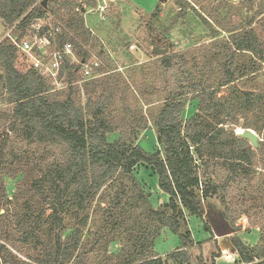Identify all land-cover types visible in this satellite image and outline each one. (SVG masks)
Here are the masks:
<instances>
[{
	"label": "trees",
	"instance_id": "trees-1",
	"mask_svg": "<svg viewBox=\"0 0 264 264\" xmlns=\"http://www.w3.org/2000/svg\"><path fill=\"white\" fill-rule=\"evenodd\" d=\"M256 1L242 0V5L252 6ZM36 2L0 0V20L8 27L16 25L13 34L19 40L30 31L33 20H48L51 16L62 24L60 30L52 20L50 40L55 49L68 44L77 57L88 60L84 46L90 32L82 13L64 20L57 0H47L45 7L35 6ZM176 2L183 11H194L188 2ZM263 13L264 3L245 24L242 19L230 24L228 13L212 17L213 25L199 15L213 39L219 30L230 37L213 43L206 61L196 65L195 73L187 69L186 53L160 57L156 65L179 71L181 81L173 91L163 92L157 100V112L149 118L127 103L129 85L125 83L123 89L113 79H91L85 85V107L72 90L60 98L61 93L52 92L46 76L22 51L10 41L0 43V95L10 107L0 112L1 122L34 150L10 151L17 168L3 169L5 145L0 147V206L4 204L0 214V264H83L86 255L107 250L117 242L121 243L118 252H107L109 264H163L154 252L155 240L163 228L180 234L182 242L181 247L165 256L166 260L191 264L190 249L200 245L190 237L187 217L196 216L202 221L203 203L214 197L225 205L224 220L234 226L225 197L230 198L235 183L244 181L254 180L255 186L253 193L242 199L248 204L242 213L263 228L264 37L253 27ZM224 19L228 27L222 25ZM47 31L49 28L43 27L40 34ZM149 33H155L153 27ZM63 71L71 84L79 66L65 58L59 78ZM95 73L103 75L106 71L100 66ZM101 87L104 90L99 94ZM119 92L121 116L125 117L117 124L120 116H113L109 110ZM95 94L92 99L90 95ZM190 101L198 102L197 110L185 120V105ZM240 124L261 136L256 149L233 129H227L228 125ZM150 128L158 147L154 152H146L137 144L140 134ZM25 157L29 158L30 171L37 174L27 192L18 189V193L23 191V201L11 211L4 200L2 177L16 178L25 171ZM139 165L157 176L159 189L168 197V202L157 209L150 205L149 195L134 176ZM218 172L225 173L223 180L216 177ZM234 200L240 204L236 197ZM103 202L106 205L102 206ZM96 209L104 218L97 222L98 231L90 233ZM87 235L94 238L88 241ZM230 242L239 262L264 264L262 235L261 244L255 247L244 245L238 237ZM216 257L211 256V264Z\"/></svg>",
	"mask_w": 264,
	"mask_h": 264
},
{
	"label": "rangeland",
	"instance_id": "rangeland-1",
	"mask_svg": "<svg viewBox=\"0 0 264 264\" xmlns=\"http://www.w3.org/2000/svg\"><path fill=\"white\" fill-rule=\"evenodd\" d=\"M57 1L59 15L64 20L66 16L73 15L75 17L78 12L82 13L84 26L90 32V39L84 46V49L88 51L89 59L97 60L106 71L103 75H98L100 81L103 79H113L112 81L116 80L121 88L124 87L125 83L128 84L127 103L132 109L139 111L140 115L144 118H149L151 113H156L160 106L157 100L164 95L163 92L166 94V91H173L175 85L181 81L178 75L179 71L175 69L167 71L161 66L156 65L160 57L153 55L152 49L154 47L157 46L163 49L168 44V54L183 53L185 56L186 53L187 69H192L195 73L196 65H202L206 61L205 56L206 58L208 57L207 52L213 47V43L222 39L226 40L230 37L228 33H224L218 29L219 35L216 39H213L208 26L204 25L198 16L200 15L211 22L212 17H216L218 14L225 16V13H228L230 18L227 20H229L230 24H237L240 19H242L241 23L245 24V21L249 20L254 13H257L260 6L264 3L263 0H257L252 6H243L242 0H184L194 9V11L188 10L185 12L179 8L176 0H166L165 3H160L159 0H112L108 3L106 13L99 16L96 10L101 0ZM91 1L93 2L92 6L89 5ZM63 2L68 4L63 5ZM80 6L81 8H79ZM73 7L75 8L73 9ZM184 14L185 16H183ZM52 20L54 25L59 26L60 30H62V24L51 16L45 23H42V27L50 26L53 28ZM227 23L226 19L222 20V25H227ZM7 27L0 20V38L5 33ZM151 27L155 30V33L152 35L149 33ZM253 27L263 38L264 13L255 19ZM29 37L27 36V38ZM29 40L31 41L30 38ZM81 45H83L82 42ZM55 51V46L52 44L47 53ZM49 60V57H43L44 64H47ZM42 73L50 82L53 88L52 92L61 93L60 98H63L72 90L81 106L85 107L87 99L85 85L89 84L90 80L85 79L80 72L77 71L75 79L71 84L65 71L61 73V78L57 82L50 79L46 71H42ZM119 80L123 82L121 81L120 83ZM103 90L102 87L98 88L97 93L101 94ZM96 95H90V97L93 99ZM121 95V92L116 95V99L109 110L113 116H120L115 121L117 124L120 123V119L125 117L121 116L123 115ZM148 103L153 104L148 105ZM197 104V101L186 103L183 113L185 120L194 115L197 110ZM9 108V106H6L2 108L1 112ZM126 119L129 118L126 117ZM240 123H242V120ZM236 126L238 125H228L227 129H233L235 133L246 130L241 128V124L238 127ZM8 129L7 124L2 125L0 118V147L3 144L5 145L3 158L1 159L2 164L5 166L2 167L3 169H8L9 167L17 168V162L12 161L10 151L21 152L23 150L30 153L34 151ZM115 135H110V139H114ZM260 141L261 136L258 137V143ZM137 144L146 152H154L158 149L154 131H151V128L140 134ZM253 149L255 148L253 147ZM25 162L28 164L26 172L22 171L16 178L12 176L2 177L4 200L9 202L7 208L11 209V211L15 205H19L20 201H23L21 198L23 191H19L18 193V189L22 187V190L27 192L30 182L37 174L35 171H30L29 158L25 157ZM216 174V177L221 180L225 177V173L223 172ZM134 176L143 187L144 193L149 195L148 201L154 209L168 202V197L158 187L157 176L149 168L142 165L137 166ZM254 186V180L249 183L245 181L239 184L235 183L233 189L228 194L230 198L228 196L225 197L226 201L228 200L230 204L231 212H233L234 226L230 227L227 221L224 220L225 205H221L219 200L214 197L203 203V222L196 216L187 217V230L190 233V237L195 244L198 243L200 245V247L190 249V255L192 256L191 264H211V256L213 254L217 256L214 264H242L239 262L237 251H234L231 255L228 252L231 249L232 251L233 249L235 250V248L227 243L225 236H229L227 238L229 243H231V238L238 237L248 247H255L259 242L260 235L264 237V227L261 228V226L255 225L247 215L242 213L248 207V204L242 199L253 193ZM235 197L240 204L234 202ZM104 205H106L105 202H103L102 206ZM3 206L4 204L2 203L0 214L4 212ZM102 217L104 218L101 212H98L96 209L92 215L93 223L90 225V233L98 231L97 226L99 223L97 224V222ZM203 223L207 224L212 234L205 229ZM229 231H233V234H228ZM216 235L221 237V245L213 242L212 239ZM89 237L90 240L88 241L94 238L93 235H87L86 239ZM116 244L119 247L121 246L119 242ZM260 244L261 242H259ZM181 245L180 234L174 233L168 228H163L155 240L154 252L155 254L164 256V254L174 252ZM113 250L114 246L110 245L107 250L104 249L98 253L88 254L84 257L86 260H84L83 264H109L110 260L108 259L109 255L107 252L111 254ZM161 260L163 264H173L171 261L166 260V257H162Z\"/></svg>",
	"mask_w": 264,
	"mask_h": 264
},
{
	"label": "built area",
	"instance_id": "built-area-1",
	"mask_svg": "<svg viewBox=\"0 0 264 264\" xmlns=\"http://www.w3.org/2000/svg\"><path fill=\"white\" fill-rule=\"evenodd\" d=\"M42 1L43 0H37L35 6L41 5ZM111 1L112 0L100 1L96 10L99 13V16L106 13V11L108 10V3ZM81 11H83V9H81ZM46 21L47 19L33 20L29 28L30 31L26 36L19 40L13 34L16 25L7 27L5 33L0 38V43L5 40L10 41V43L16 46L20 51H22L31 62H34L33 64L36 68H38V70L40 69L42 71H46L50 79H53L55 82H57L59 79L60 69L65 62V58L70 59L73 64L79 66V72L85 79L91 80L97 78L98 75H96L95 72L100 67V63L97 60L80 59L74 54L73 49L70 45H64L61 49L56 50L53 53H47L52 45L50 38L52 37L51 32L53 28L48 26V28H50V31L40 34V31L43 28L42 23H45ZM55 32H58V28L55 29ZM27 36H30L29 38L31 39V41L29 40V38H27ZM45 56L49 57L50 59L47 64H44L43 61V57ZM6 106L9 105L5 104V102L2 100V96L0 95V112L2 108H5Z\"/></svg>",
	"mask_w": 264,
	"mask_h": 264
},
{
	"label": "water",
	"instance_id": "water-1",
	"mask_svg": "<svg viewBox=\"0 0 264 264\" xmlns=\"http://www.w3.org/2000/svg\"><path fill=\"white\" fill-rule=\"evenodd\" d=\"M159 1L161 3L166 2V0H159ZM46 4H47V0H43L41 2V5L43 7H45ZM168 50H169L168 44H166V46L163 49H160L157 46L154 47L152 49V53H153V55H155L157 57H162V56H165V55L168 54ZM236 135L239 136L240 138H243V139L247 140L250 143V145L252 147H254L255 149L258 147V137L255 134V132L252 131L251 129L242 130V132L236 133ZM223 222H225V221L223 220ZM228 233H233V232L232 231H229Z\"/></svg>",
	"mask_w": 264,
	"mask_h": 264
},
{
	"label": "crops",
	"instance_id": "crops-1",
	"mask_svg": "<svg viewBox=\"0 0 264 264\" xmlns=\"http://www.w3.org/2000/svg\"><path fill=\"white\" fill-rule=\"evenodd\" d=\"M167 196V195H166ZM229 234V233H228ZM233 234V233H232ZM226 237V241H227V243L230 245L231 243H229V241H228V237L227 236H225ZM221 237L220 236H215L212 240H213V242H216V243H218L219 245H221V241L220 240H222V239H220ZM110 245H113L114 246V250L113 251H111V254H116L117 252H118V250H119V246L116 244V243H112V244H110ZM110 245H109V247H110ZM234 248V247H233ZM234 251H236V250H234L233 249V251H232V249L230 250V251H228V252H230V255L232 254V253H234ZM223 253V252H222ZM236 253V252H235ZM166 255H168V254H164V256H162V255H159V254H157V256H159V257H165ZM243 264V263H242Z\"/></svg>",
	"mask_w": 264,
	"mask_h": 264
},
{
	"label": "flooded vegetation",
	"instance_id": "flooded-vegetation-1",
	"mask_svg": "<svg viewBox=\"0 0 264 264\" xmlns=\"http://www.w3.org/2000/svg\"><path fill=\"white\" fill-rule=\"evenodd\" d=\"M161 3V2H160ZM165 3V2H164ZM158 42H159V40H158Z\"/></svg>",
	"mask_w": 264,
	"mask_h": 264
}]
</instances>
